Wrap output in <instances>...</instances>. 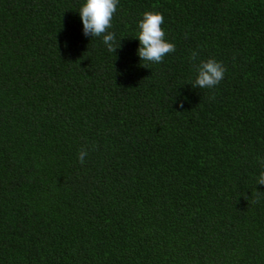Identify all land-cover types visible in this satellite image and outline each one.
<instances>
[{"label": "trees", "instance_id": "obj_1", "mask_svg": "<svg viewBox=\"0 0 264 264\" xmlns=\"http://www.w3.org/2000/svg\"><path fill=\"white\" fill-rule=\"evenodd\" d=\"M85 2L0 0V264H264V0H119L116 53Z\"/></svg>", "mask_w": 264, "mask_h": 264}, {"label": "clouds", "instance_id": "obj_2", "mask_svg": "<svg viewBox=\"0 0 264 264\" xmlns=\"http://www.w3.org/2000/svg\"><path fill=\"white\" fill-rule=\"evenodd\" d=\"M119 0H86L79 9V13L83 22V31L86 36L102 37V42L106 46L109 53H116L117 45L116 34L109 29L112 28V21L117 12ZM164 24V15L159 11H145L143 18L138 24V37L140 46L138 55L141 58L142 65L148 67L149 63H162L165 56L175 51V44L166 39V33L162 27ZM187 37V33L185 34ZM121 41V40H120ZM199 53L192 51L190 59L196 61ZM196 77L194 81H190L193 87L200 89H213L223 80L226 66L222 61H218L214 57L201 60L195 65ZM214 99V93L212 97ZM182 106V105H181ZM89 155V149L82 147L78 152V160L81 165L85 164L86 157ZM262 167H264V159H260ZM257 184L264 185V170H262L257 178ZM259 202V194L253 203Z\"/></svg>", "mask_w": 264, "mask_h": 264}]
</instances>
